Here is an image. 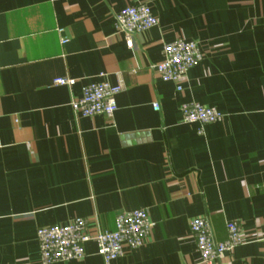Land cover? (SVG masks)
I'll list each match as a JSON object with an SVG mask.
<instances>
[{
  "label": "crops",
  "instance_id": "1",
  "mask_svg": "<svg viewBox=\"0 0 264 264\" xmlns=\"http://www.w3.org/2000/svg\"><path fill=\"white\" fill-rule=\"evenodd\" d=\"M136 3L158 23L129 48L114 18ZM177 38L202 52L178 84L153 68ZM99 80L122 86L113 116L75 113ZM185 102L223 119L185 122ZM132 209L150 236L109 264H203L196 216L216 240L241 227L244 243L214 264H264V0H0V264H42L38 227L83 217L112 230ZM84 250L50 264H105L95 243Z\"/></svg>",
  "mask_w": 264,
  "mask_h": 264
},
{
  "label": "built area",
  "instance_id": "2",
  "mask_svg": "<svg viewBox=\"0 0 264 264\" xmlns=\"http://www.w3.org/2000/svg\"><path fill=\"white\" fill-rule=\"evenodd\" d=\"M158 23L145 3H136L123 7L114 18V26L124 34L126 44L132 47V35L148 30ZM61 31V30H59ZM68 42L62 38L61 43ZM202 59V52L195 41L177 38L163 46V59L153 68L163 81L178 84L186 72ZM102 75V74H101ZM73 80L58 77L55 85H71ZM121 84L107 81H91L83 85L80 96L71 102V108L82 117L103 114L112 117L117 109L116 96ZM177 89H180L177 86ZM155 111L157 102L152 103ZM182 120L188 123L207 124L219 122L223 115L215 108L197 102H185L180 106ZM200 131V130H199ZM152 223L145 209H132L119 212L114 219L112 230L91 232L88 222L83 217H75L63 225H50L36 229L39 259L42 264L79 260L85 256L84 245L93 242L97 253L105 264L119 258L126 250L136 249L150 236ZM189 229L195 241V249L203 264H214L226 253L232 252L244 243L242 230L238 222L226 224V238L216 240L209 220L204 216L191 218ZM264 255V236L260 238Z\"/></svg>",
  "mask_w": 264,
  "mask_h": 264
}]
</instances>
